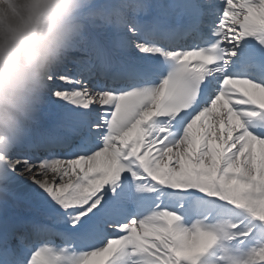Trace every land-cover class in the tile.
Instances as JSON below:
<instances>
[{
    "label": "snow or ice",
    "instance_id": "snow-or-ice-1",
    "mask_svg": "<svg viewBox=\"0 0 264 264\" xmlns=\"http://www.w3.org/2000/svg\"><path fill=\"white\" fill-rule=\"evenodd\" d=\"M119 56L89 38L47 77L52 131L0 140V264H264V0H174ZM37 115L35 116L36 119Z\"/></svg>",
    "mask_w": 264,
    "mask_h": 264
},
{
    "label": "clouds",
    "instance_id": "clouds-1",
    "mask_svg": "<svg viewBox=\"0 0 264 264\" xmlns=\"http://www.w3.org/2000/svg\"><path fill=\"white\" fill-rule=\"evenodd\" d=\"M119 0H0V140L23 137L43 105L49 73L113 24Z\"/></svg>",
    "mask_w": 264,
    "mask_h": 264
},
{
    "label": "bare ground",
    "instance_id": "bare-ground-1",
    "mask_svg": "<svg viewBox=\"0 0 264 264\" xmlns=\"http://www.w3.org/2000/svg\"><path fill=\"white\" fill-rule=\"evenodd\" d=\"M168 2H171V3H174V1L173 0H138V3H140L141 4V6H142V8H145L146 6L147 7H150V8H160L161 6H163L164 4H166V3H168ZM113 27H114V33H113V35L112 36H106V35H104L101 31L103 30V29H101V28H98V29H101L100 30V37H102L103 39V41H107V42H109V43H111V44H113V45H115V47L114 48H110V47H108L112 52H118V49L120 48V46H121V38H120V36H119V33H118V31H117V29H116V27L114 26V23H113ZM98 43L99 44H101V45H103V43H101V42H99L98 41ZM119 53V52H118ZM77 56H79V55H77ZM55 118V117H54ZM42 121V118H41V115H40V113H39V111H38V113H37V117H36V119H34V122L32 123V125H34L35 127H36V132L37 133H41L42 132V128H43V125L42 124H40V122ZM44 128H46V127H44ZM44 132H48V131H46V129H45V131ZM43 132V133H44ZM3 194H11V192L9 191V192H2Z\"/></svg>",
    "mask_w": 264,
    "mask_h": 264
},
{
    "label": "rangeland",
    "instance_id": "rangeland-1",
    "mask_svg": "<svg viewBox=\"0 0 264 264\" xmlns=\"http://www.w3.org/2000/svg\"><path fill=\"white\" fill-rule=\"evenodd\" d=\"M121 3V0H119V4ZM111 29L112 28H107V30H110V31H108V33H110L111 32ZM114 30H112V32H113ZM47 112V108H46V106H44V105H42L41 106V108H40V113L42 114V117H43V123H45V124H52V125H54L55 126V124H54V119H53V116L52 115H46L45 113ZM10 196H12V194L10 195ZM8 197L7 199H5V200H3V206H8V207H11L12 205H11V203H14V204H18L16 201H14V202H10V198L11 197ZM9 200V201H8ZM24 205V204H23ZM25 206V205H24ZM23 208H20L19 207V212L22 210ZM6 211L7 210H10V209H8V208H6L5 209ZM34 212H36L37 210L36 209H32ZM26 213V215H28V214H30L31 212L30 211H25Z\"/></svg>",
    "mask_w": 264,
    "mask_h": 264
}]
</instances>
